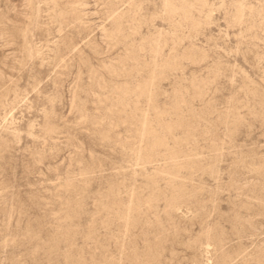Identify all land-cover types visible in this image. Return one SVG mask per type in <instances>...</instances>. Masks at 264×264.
<instances>
[{"label":"rangeland","instance_id":"374dc122","mask_svg":"<svg viewBox=\"0 0 264 264\" xmlns=\"http://www.w3.org/2000/svg\"><path fill=\"white\" fill-rule=\"evenodd\" d=\"M0 264H264V0H0Z\"/></svg>","mask_w":264,"mask_h":264}]
</instances>
